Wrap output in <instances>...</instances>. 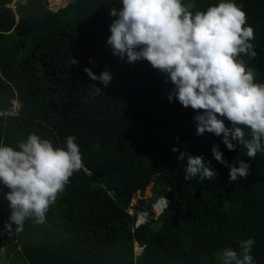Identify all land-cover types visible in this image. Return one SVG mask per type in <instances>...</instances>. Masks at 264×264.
I'll return each instance as SVG.
<instances>
[{"label":"trees","instance_id":"16d2710c","mask_svg":"<svg viewBox=\"0 0 264 264\" xmlns=\"http://www.w3.org/2000/svg\"><path fill=\"white\" fill-rule=\"evenodd\" d=\"M13 1L0 0V109L14 97L20 109L0 118V142L16 147L35 133L65 147L71 135L83 167L44 224L27 220L20 233L0 232V249L19 244L26 264H218L217 251H239L238 242L252 238L255 264H264V153L249 161L241 145L229 151L213 134L195 135L196 113L168 101L172 85L163 74L146 61L127 64L112 55L109 10L120 0H65L56 11L47 0H25L14 2L18 15ZM218 2L183 0L193 12ZM233 2L255 32V59H241L264 83V0ZM105 66L113 77L107 87L83 72L99 75ZM214 145L229 164L250 163V175L230 183L229 169L212 156ZM180 152L202 156L218 175L185 180ZM150 183V204L164 197L166 206L158 215L148 210L154 218L136 225L131 203ZM8 216L0 209V228ZM136 242L145 245L140 254Z\"/></svg>","mask_w":264,"mask_h":264},{"label":"clouds","instance_id":"9594fccd","mask_svg":"<svg viewBox=\"0 0 264 264\" xmlns=\"http://www.w3.org/2000/svg\"><path fill=\"white\" fill-rule=\"evenodd\" d=\"M120 5L109 10V16L115 18L106 38L112 55L127 64L146 61L163 74L165 83L172 85L166 94L168 101L175 100L196 113L195 135L213 134L229 151L241 145L249 161L257 153H264V83L256 82V73L241 59L256 57L251 43L255 32L247 24L242 7L233 0H219L195 12V5L183 0H120ZM77 63L71 57L70 65ZM89 63L94 64L91 60ZM83 72L104 87L113 79L107 66L99 75L88 67ZM92 86L97 95L102 92ZM75 140L69 135L65 147H55L50 140L30 133L16 147L0 142V194L9 209L0 232L20 233L27 220L46 222L51 206L73 174L83 167ZM172 151L179 149L173 147ZM211 152L229 169L230 183L250 175V163L237 160L229 164L219 145H214ZM185 158V180H212L218 175L202 156L186 152L177 156L178 161ZM254 244L255 240L249 238L238 242L239 251L225 247L220 264H255L251 255Z\"/></svg>","mask_w":264,"mask_h":264},{"label":"rangeland","instance_id":"374dc122","mask_svg":"<svg viewBox=\"0 0 264 264\" xmlns=\"http://www.w3.org/2000/svg\"><path fill=\"white\" fill-rule=\"evenodd\" d=\"M25 0H14L13 3L10 6V8L13 10L14 14L18 15L19 11L16 10L15 8V3L14 2H24ZM48 1V7L54 11L58 10L61 7H64L66 4L65 0H47ZM152 188H153V183H150L146 189L144 190L143 193H137L135 195V197L132 200L131 203V208H130V213L135 216L136 220L135 223L136 224H142L143 221L146 222L147 217L143 216L144 219L140 220L138 219V217L136 216V212L142 213L144 212H149L152 211L154 215H158L160 213V209L156 208V210L154 209V205L150 204V199L152 197ZM162 200V199H161ZM0 209H8V204L7 202L3 199L2 194H0ZM149 210V211H148ZM150 214V212H149ZM31 225H27L26 227V231L29 233L32 231L31 229ZM44 230H46V227L43 226L42 227ZM47 232V230H46ZM220 253L221 251H217L216 252V258L218 260V264H220ZM0 264H26L24 257L21 254L20 251V247L19 244L13 243V245H8L6 247H2L0 249Z\"/></svg>","mask_w":264,"mask_h":264},{"label":"built area","instance_id":"2783aa9c","mask_svg":"<svg viewBox=\"0 0 264 264\" xmlns=\"http://www.w3.org/2000/svg\"><path fill=\"white\" fill-rule=\"evenodd\" d=\"M19 109H20V102L15 97V98H13L11 100V104L7 108L0 109V118H3V117H11V116L17 115L19 113ZM142 213L145 215V217H147L146 222L154 218L152 215L149 214V212H142ZM143 222H145V221H143ZM136 225H138V224H136ZM144 247H145V245H139L136 242L135 243V247H134L135 253L136 254H140L141 251H143Z\"/></svg>","mask_w":264,"mask_h":264},{"label":"bare ground","instance_id":"6f19581e","mask_svg":"<svg viewBox=\"0 0 264 264\" xmlns=\"http://www.w3.org/2000/svg\"><path fill=\"white\" fill-rule=\"evenodd\" d=\"M162 206H163V201H158L155 203L154 209L156 210V208H159L161 211ZM136 215H137L138 219H140V220L144 219V217L141 215L140 211L136 212Z\"/></svg>","mask_w":264,"mask_h":264},{"label":"water","instance_id":"95a60500","mask_svg":"<svg viewBox=\"0 0 264 264\" xmlns=\"http://www.w3.org/2000/svg\"><path fill=\"white\" fill-rule=\"evenodd\" d=\"M160 201H163V205L165 206V205H166L165 202L167 201V199L164 198V199H162V200H160ZM141 215H142V216H145L143 213H141Z\"/></svg>","mask_w":264,"mask_h":264}]
</instances>
